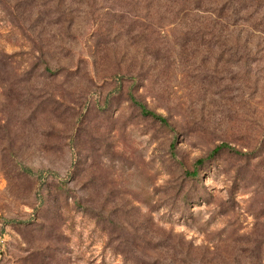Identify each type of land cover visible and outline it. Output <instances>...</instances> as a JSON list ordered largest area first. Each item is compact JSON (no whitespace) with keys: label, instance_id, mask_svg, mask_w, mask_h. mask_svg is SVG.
Wrapping results in <instances>:
<instances>
[{"label":"rangeland","instance_id":"rangeland-1","mask_svg":"<svg viewBox=\"0 0 264 264\" xmlns=\"http://www.w3.org/2000/svg\"><path fill=\"white\" fill-rule=\"evenodd\" d=\"M239 2L0 0V264H264V0Z\"/></svg>","mask_w":264,"mask_h":264},{"label":"trees","instance_id":"trees-1","mask_svg":"<svg viewBox=\"0 0 264 264\" xmlns=\"http://www.w3.org/2000/svg\"><path fill=\"white\" fill-rule=\"evenodd\" d=\"M240 2V5H241V8H240V10L239 11H242L243 10V12L244 13H248L249 15H250V12H249V10L248 9H246V8H248V7H243L242 6V4L241 3H244V1L245 0H239ZM227 9V8H226ZM242 9V10H241ZM238 13V11L237 12H234L233 11V15H236ZM218 17H222L221 16V14H216ZM259 27H261L260 26V24H259ZM254 30H256V29H254ZM130 99H131V101L139 108V110L141 111V113L142 114H144L145 116H149V117H151V118H153V119H157V120H159L163 125H167V121H166V119L164 118V117H162V116H160V115H158V114H156L155 112H153V111H150V110H148V109H146V107L143 105V104H141L139 101H137L135 98H134V96H132V95H130ZM223 145H221V146H219V147H217L216 149H214L213 151H212V153H211V155L212 154H214L217 150H219L221 147H222ZM171 148H173V145L171 146ZM202 162V160H198V163H201ZM196 174H197V172L196 171H193V172H189L188 173V175L191 177V178H195L196 177Z\"/></svg>","mask_w":264,"mask_h":264}]
</instances>
